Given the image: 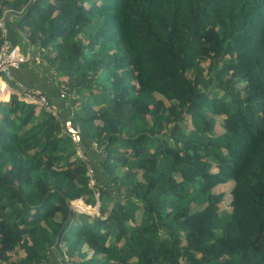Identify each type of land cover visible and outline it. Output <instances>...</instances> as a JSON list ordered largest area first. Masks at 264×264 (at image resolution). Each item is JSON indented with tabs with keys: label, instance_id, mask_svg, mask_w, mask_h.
<instances>
[{
	"label": "trees",
	"instance_id": "trees-1",
	"mask_svg": "<svg viewBox=\"0 0 264 264\" xmlns=\"http://www.w3.org/2000/svg\"><path fill=\"white\" fill-rule=\"evenodd\" d=\"M2 18L0 47L19 34L57 90L26 86L56 115L0 102V264H264V0H0Z\"/></svg>",
	"mask_w": 264,
	"mask_h": 264
},
{
	"label": "built area",
	"instance_id": "built-area-1",
	"mask_svg": "<svg viewBox=\"0 0 264 264\" xmlns=\"http://www.w3.org/2000/svg\"><path fill=\"white\" fill-rule=\"evenodd\" d=\"M9 18L11 19V17ZM0 31H2L3 33H5L6 31L3 18L0 19ZM33 56L35 60L43 61V58L39 53ZM22 61L23 58L20 54L19 48L17 46L12 45L10 40L3 39L0 47V79L3 80L5 84H7L6 82H14V85L17 88L14 94L19 99L27 103L33 104L39 108H44L45 110L56 115V107L49 102L48 97L40 89L35 87H25L19 81H16L14 79L11 73V69L13 67H16ZM9 89L11 90V92L13 91V87H9ZM65 94H66L65 85L61 84L59 87V95L60 97H65ZM67 127L71 133H74L73 135L74 141H78V136L76 134L78 132V128L75 127L73 129L69 122L67 123Z\"/></svg>",
	"mask_w": 264,
	"mask_h": 264
},
{
	"label": "crops",
	"instance_id": "crops-1",
	"mask_svg": "<svg viewBox=\"0 0 264 264\" xmlns=\"http://www.w3.org/2000/svg\"><path fill=\"white\" fill-rule=\"evenodd\" d=\"M9 15L12 18V14L9 13ZM14 31L11 30L10 34L15 37L16 35ZM19 40H21V38L19 34H17L15 41L18 42ZM18 47L23 61L16 67H13L17 80L25 87L42 84V87H45L49 92L57 90V84L52 78L50 72L52 68H47L46 64L35 60L32 56L33 50L29 44L26 43L24 49H21L19 45ZM15 92L16 89H13L11 93L14 94ZM48 264L54 263L49 262Z\"/></svg>",
	"mask_w": 264,
	"mask_h": 264
},
{
	"label": "rangeland",
	"instance_id": "rangeland-1",
	"mask_svg": "<svg viewBox=\"0 0 264 264\" xmlns=\"http://www.w3.org/2000/svg\"><path fill=\"white\" fill-rule=\"evenodd\" d=\"M25 44H26V43H25L23 40H19V42H18V45L20 46L21 49H24V45H25ZM21 49H20V50H21ZM50 72H51L52 75H54V72H53L52 69L50 70ZM9 84H10L11 86H13L11 82H10ZM10 94H11V90H9L8 98H9ZM8 98H7L6 100H4V101H7ZM4 101L2 100V102H4ZM70 129H71V128H70ZM91 183H92V180H91ZM229 187H230V182L222 183L221 186L219 187V188H221V189H223V190L226 191L225 202L223 203V205H222L221 208H220V210H221V211H224V212L227 211V207H228V201H227V200H228L229 197H230ZM78 200H81L82 203L85 205V206L83 205L85 208H84V209H80V210L86 212L87 217H89L90 219H92V217L94 216V214H97V211H96V209L94 208V206H93V207H92V206L89 207V205H87V204L85 203L84 199H77V200H74V201L72 202V205H74ZM54 264H58V263H57V262H54ZM68 264H70V263H68Z\"/></svg>",
	"mask_w": 264,
	"mask_h": 264
},
{
	"label": "clouds",
	"instance_id": "clouds-1",
	"mask_svg": "<svg viewBox=\"0 0 264 264\" xmlns=\"http://www.w3.org/2000/svg\"><path fill=\"white\" fill-rule=\"evenodd\" d=\"M7 84L6 85H8L9 87H13V89H17L15 86H14V84H12L13 86H11L9 83L10 82H6ZM11 94H13V93H11ZM10 94V95H11ZM10 97V96H9ZM9 99V98H8ZM4 101V100H3ZM0 102H2V100H0ZM5 102V101H4Z\"/></svg>",
	"mask_w": 264,
	"mask_h": 264
},
{
	"label": "water",
	"instance_id": "water-1",
	"mask_svg": "<svg viewBox=\"0 0 264 264\" xmlns=\"http://www.w3.org/2000/svg\"><path fill=\"white\" fill-rule=\"evenodd\" d=\"M30 8V5L27 7V9H26V12L28 11V9ZM25 12V13H26ZM90 207V206H89ZM76 208V207H75ZM94 208L96 209V211H98V204H96L95 206H94ZM78 209V208H77ZM78 210H80V209H78Z\"/></svg>",
	"mask_w": 264,
	"mask_h": 264
}]
</instances>
